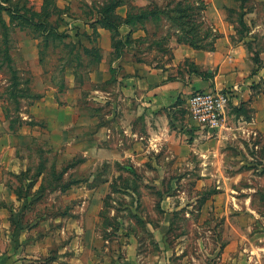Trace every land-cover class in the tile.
<instances>
[{"label":"rangeland","instance_id":"obj_1","mask_svg":"<svg viewBox=\"0 0 264 264\" xmlns=\"http://www.w3.org/2000/svg\"><path fill=\"white\" fill-rule=\"evenodd\" d=\"M15 1H19L21 6L34 8L38 13L42 12L39 16L34 14L36 20L48 15L49 23L59 24L61 32L70 34L63 40L54 38L50 41L49 38L47 42L44 36H39L38 48L43 47L45 52L43 62H40L39 51L37 61L35 59L34 46L28 44L26 54L19 49L22 41L33 39V34L38 36L41 33L40 27L31 25L27 30L14 29L11 32V53L21 75L33 80L31 86L37 91L39 88L46 91L45 95H50V85L54 84L56 87L52 95L60 105L65 104L68 95H77L80 99L77 106L85 107L95 88L92 76L98 64L94 55L96 52L87 54L84 50L83 46L90 49L88 39L97 38L92 27L84 22L93 18L110 1L72 0L70 4L65 0ZM138 1L143 3L142 0ZM178 1L181 0H148L146 8L152 11L157 6L165 8L169 3L175 8ZM233 1L234 7L228 10L227 17L235 23L239 35L247 34L252 38L250 51L252 58L258 61L259 54L264 51V0ZM161 12L162 17L149 18L150 37L146 40L148 42L140 43V49L135 54L139 61L163 65L171 58L170 49L161 46L158 37L176 33L178 26L172 23V19L177 20V17ZM245 18L250 26L245 23ZM158 22L160 25H157ZM206 27L205 23L199 34L203 43L214 33ZM252 27L253 33L250 34ZM77 33L78 37H75ZM141 53H145L146 57L142 59ZM66 72L73 73L76 78L74 87L67 95ZM9 78V71L0 69V107L5 114L4 106H10L14 116H17L13 102H8L2 96ZM34 102L23 99L20 116L28 114ZM92 102L86 108L93 114L96 109L103 118L110 112L109 105ZM262 110L259 120L263 131L241 139L245 149L243 158H240L243 167L238 169V164H235V168H228L222 161L220 169L214 167L208 173L206 170L203 176L201 173L204 171L199 164L190 167L186 160L178 168L160 172L146 167L131 171L114 169L106 163L99 165L98 169L89 167L85 162L81 165L83 150L94 144L96 127H100L104 119L97 125L94 119L87 118L85 125L72 127L65 133L66 137L77 139L70 144H52L48 140L34 139L30 144L19 147L18 153L25 158L26 176L22 179L5 169L0 172V180H5L9 186L7 199L2 198L3 192L0 191V248L7 256L8 264H64L59 258L61 248L63 245H77L78 242L85 246V257H96L99 260L97 264H113L115 256H119V259L126 257L128 236L137 241L139 256L164 255L169 259L168 264H201L212 258L217 259L227 242L233 243L232 251L262 246L264 106ZM233 112L244 122L258 118L249 103L241 104ZM32 122L42 124L38 116ZM247 124L248 129L253 130L252 123ZM192 129L196 127L192 126ZM60 138L62 135L59 133L55 139ZM97 138L100 139L98 135ZM127 142L113 134L108 146L115 147L119 143L123 146ZM233 157L234 161L237 160L238 154ZM228 164L234 163L228 161ZM223 174L239 176L237 180H225ZM10 194L24 196L25 200L18 207L24 208L20 213L14 211L17 203L10 199ZM166 202H170L173 210L165 209L168 206ZM249 208L257 209L260 215L255 217L256 213L249 212ZM230 210L232 213L227 215ZM136 214L147 217L150 224L147 225ZM162 218H165V225L168 226L166 232H152ZM21 228L24 230L17 233ZM21 239L41 242L37 251L29 247V252H34L36 258L21 257L27 252L25 246L20 244L18 247L17 241ZM157 240L164 242L163 250ZM73 252L75 250L68 249L69 256Z\"/></svg>","mask_w":264,"mask_h":264},{"label":"crops","instance_id":"obj_2","mask_svg":"<svg viewBox=\"0 0 264 264\" xmlns=\"http://www.w3.org/2000/svg\"><path fill=\"white\" fill-rule=\"evenodd\" d=\"M71 1L65 0L67 4ZM142 1L143 3L138 0H127L117 7L116 13L125 19L131 10L145 8L149 4L148 0ZM203 3L205 7L202 13L206 26L214 32L212 37H207L204 41L210 43V47H195L180 42L173 32L171 35L161 34L158 37L160 45L169 48L171 54L169 61L163 65L139 61L140 59L135 56L140 49V43L148 42L146 40L150 37L148 18L134 25L121 24L118 36L122 42L120 50L114 45L112 31L98 24L97 38L88 41L89 47L100 48L102 60L94 74L92 73L95 88L85 102V107L77 106L80 100L77 95H68L65 104L60 105L52 95L56 87L54 84L50 85V95H45L46 91L43 92L39 88L38 91L44 96L36 100L29 113L22 117L24 123L16 133L9 129V121L0 107V172L3 169L14 174L24 171L25 158L18 153V148L30 144L34 139L48 140L52 144L74 142L77 138L67 139L65 133L72 127L85 125L87 118L94 119L97 125L103 119L105 122L101 123L100 127H96L94 144L83 150L81 165L85 162L89 167L94 166L98 169L99 165L106 163L109 168L114 169L131 171L146 167L158 169L160 172L168 168H178L186 160V164L190 167L199 164L204 171L201 173L202 176L205 175L206 170L208 173L214 167L220 169L222 161L225 167L235 168L234 165L238 164L236 168H242L243 161L240 158H243L242 152L245 149L241 139L251 133L263 131L259 116L264 106V51L259 54L258 61L253 59L249 43L252 38L247 34L239 35L235 23L228 19L227 12L234 7L233 0H203ZM95 16L84 22L93 30ZM246 19H244L245 23L250 26V22ZM159 23L157 25H160ZM249 33H253V27ZM74 36L78 37V34ZM37 39H25L20 43L19 48L26 54L27 45L34 46L36 61L38 51L40 53ZM145 57V53H141V58ZM68 72L65 75L66 88L68 86L65 95L71 92L76 82L74 74ZM234 85L238 86V90L227 107L221 128L209 134L193 124L186 112L188 99L193 92L224 90ZM93 100L97 105H109L110 112L103 118L96 109L94 114L90 112L86 106H90ZM244 103H249L254 108L258 118L249 122L238 118L233 110ZM36 116L40 117L43 125L32 122ZM247 123L250 125L252 123L253 130L248 129ZM192 126L196 129H192ZM241 128L245 129L241 130ZM59 133L62 138L55 139ZM113 134L128 142L123 146L122 143L115 147L108 146ZM163 152L166 154L158 157ZM235 154H238V159L234 161ZM195 157L198 158L195 160ZM228 161H233L234 164H228ZM238 176L223 174L225 180H237ZM8 188L6 181L0 180L3 199L8 197L6 192ZM10 199L17 203L14 211L20 213L24 208L18 207L25 200L24 196L10 194ZM166 204H168L167 208L164 207L166 210H173L174 207L170 206V202ZM248 211L255 212V217L260 215L255 208H249ZM230 213L232 210L228 211L227 215ZM164 214L166 215L167 212L164 211ZM136 215L147 225L150 224L147 217ZM167 227L165 218H162L159 224L153 227L152 232L161 234L166 232ZM22 228L17 233L23 231ZM127 239L126 257L119 259V256H115L112 260L113 264H168L169 259L164 255L146 258L139 256L136 250L137 241L129 236ZM17 243L18 247L21 244L27 250L21 257L36 258L34 252H29V247L37 251L41 246L40 241L28 242L21 239ZM157 243L162 250L165 248L161 240H157ZM233 248V243L227 242L217 259L212 258L201 264H264V244L260 247L240 248L238 251H232ZM61 249L59 258L64 264H72V262L97 264L99 261L96 257H85L83 252L85 246L79 242L74 246L63 245ZM68 249L75 252L69 256ZM0 264H8L7 256L1 248Z\"/></svg>","mask_w":264,"mask_h":264},{"label":"trees","instance_id":"obj_3","mask_svg":"<svg viewBox=\"0 0 264 264\" xmlns=\"http://www.w3.org/2000/svg\"><path fill=\"white\" fill-rule=\"evenodd\" d=\"M110 2L97 11L95 19L93 20L94 33H97V25H101L102 27L109 28L112 31V40L114 45L118 50L122 47L121 40L118 39L119 28L122 23L126 24H135L138 22H142L145 18L150 17H162V12L171 17L176 16L177 20L172 19V23L178 26L175 36L180 42L188 43L195 47H210V43H203L200 39L199 34H201L202 26H204V15L203 9L205 7L203 0H181L178 1L175 8L171 6V4H166L165 8L157 6L156 9L152 11H148L145 8H139L138 10H131L125 19L120 17L116 13L117 7L127 2V0H109ZM166 11V12H165ZM170 13V14H169ZM34 14L40 15L34 10V8L26 6H21L19 1L15 0H0V69L6 68V70L10 73L9 82L2 93V96L8 102H13L14 109L16 110L14 113H17V116H14L10 106H4V112L6 119L9 121V129L13 132H18L22 127L24 121L21 115V102L23 99H28L30 103L41 99L44 94L35 90L31 83L33 80L29 78H24L20 69L15 65L14 58L11 53V32L19 28L20 30H27V27L31 25H35L40 27V34H33V37L38 38L39 36H44L46 38V42L52 39L63 40L68 37L70 34L66 32H61L59 30V24H55L53 22L49 23L48 15H45L46 18L36 20L34 18ZM58 14V13H57ZM174 15V16H172ZM8 17L9 19H7ZM207 30L210 28L206 27ZM78 34V33H77ZM76 34V35H77ZM81 44L80 42H78ZM84 50L88 54H93L97 57L96 64H99L102 60V54L100 52V48L93 46L87 48V46H83ZM43 47H40V62H43ZM19 115V116H18ZM82 161V160H81ZM26 171H22L20 174H16L19 178H24L26 175Z\"/></svg>","mask_w":264,"mask_h":264},{"label":"built area","instance_id":"obj_4","mask_svg":"<svg viewBox=\"0 0 264 264\" xmlns=\"http://www.w3.org/2000/svg\"><path fill=\"white\" fill-rule=\"evenodd\" d=\"M238 86L224 90L195 91L187 104V114L194 125L206 130L209 134L211 129L221 128L225 121L226 110L234 97Z\"/></svg>","mask_w":264,"mask_h":264},{"label":"water","instance_id":"obj_5","mask_svg":"<svg viewBox=\"0 0 264 264\" xmlns=\"http://www.w3.org/2000/svg\"><path fill=\"white\" fill-rule=\"evenodd\" d=\"M215 130H218V128H215V129H211V131H215Z\"/></svg>","mask_w":264,"mask_h":264}]
</instances>
